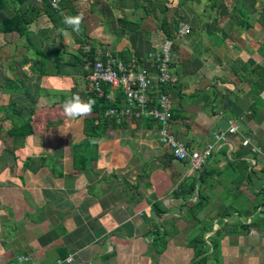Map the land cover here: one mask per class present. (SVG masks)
Instances as JSON below:
<instances>
[{"label":"crops","instance_id":"1","mask_svg":"<svg viewBox=\"0 0 264 264\" xmlns=\"http://www.w3.org/2000/svg\"><path fill=\"white\" fill-rule=\"evenodd\" d=\"M134 1L60 9L83 15L79 41L43 14L28 40L0 29V264L17 255L37 264H264V218L255 212L264 204V0H167L163 12ZM29 2L4 0L0 20ZM179 23L188 28L171 47L170 132L199 150L227 121L237 125L200 168L172 158L155 124L126 120L88 135L94 111L64 115L66 99H90L85 39L128 60Z\"/></svg>","mask_w":264,"mask_h":264},{"label":"built area","instance_id":"2","mask_svg":"<svg viewBox=\"0 0 264 264\" xmlns=\"http://www.w3.org/2000/svg\"><path fill=\"white\" fill-rule=\"evenodd\" d=\"M43 0H34L41 3ZM53 7V0H47ZM60 0H58L59 3ZM55 8V7H53ZM187 25L179 23L174 34L163 38L157 48L146 52L142 56H133L128 60L113 55L107 48L94 47L92 57L87 58L90 51V42L84 40L80 46L84 56L82 65L85 71L84 79L91 91L99 93L101 86L107 87L106 98L114 101L118 98L119 104L107 108L103 115L119 122L122 118L152 119L156 126V139L166 147L172 158L185 162L192 169L200 168L211 156L212 151L226 136L233 135L237 130L234 121H227L223 130L211 133V140L206 142L199 150H193L176 139L169 129V110L171 99L168 93L157 91V87L171 82L170 53L175 40L187 32ZM146 59L153 72H147L142 62ZM156 93L153 96V93ZM242 146L250 145L244 138L240 141ZM259 151V147H253ZM255 212L264 218V204L255 207ZM6 264H37L24 255H17L14 260Z\"/></svg>","mask_w":264,"mask_h":264},{"label":"trees","instance_id":"3","mask_svg":"<svg viewBox=\"0 0 264 264\" xmlns=\"http://www.w3.org/2000/svg\"><path fill=\"white\" fill-rule=\"evenodd\" d=\"M14 1L17 3H24L25 0H14ZM76 1L77 0H60L58 3V7L53 8L50 6L47 0H43L39 4L34 2V0H30L29 5L25 9H23V11L18 12L9 18L1 19L0 29L2 32L14 31L19 35L25 34V38L26 40H28V34H29L28 25L31 22H33L40 14H43L47 18V20H50L51 22L59 20L60 22L59 26L58 27L54 26V27L56 29H60V27L63 28L65 27V25L62 23V17H60V15L58 14V11L62 8H66V10L72 14L74 11L73 6ZM125 1H126L125 3H131V5H135L134 0H125ZM143 1H147V4L150 5V8L157 7V9L160 12H163L165 10L163 3L166 2L167 0H143ZM143 1L142 2L140 1L139 5H143ZM179 1L183 2L184 0H179ZM3 5H4V0H0V7H2ZM148 11L149 9L145 10V8H142V14H146V12ZM83 31L84 29L81 26V31L79 33H74L75 34L74 39L76 41L81 40V38L84 35ZM94 47H95V43H92V44L90 43V51H89V55L87 56V58L92 57V52H93ZM153 49L154 48H152V50ZM36 53L39 55L41 62H43L44 58H48L47 56H45L46 54L43 55L44 53H41L39 49H36ZM124 57L126 56L123 55V59ZM73 59L75 61V58ZM56 65H57L56 60H54L53 66H56ZM54 69L56 70V67H54ZM82 71H83L82 74L84 76L85 71L83 70V68H82ZM170 85H171V82L167 84L159 85L156 90L159 92H166L170 96ZM257 85H259L258 78L253 80L251 84V89L256 93L260 92L263 87V85H261L260 87H258ZM106 94H107L106 86H101V90L99 91V93H95L90 90L89 98L95 101L94 108H93L95 115L85 120L84 129L88 133V135H92L95 132L102 134V132L107 127H115V128L122 127L125 124L126 120H134L136 123L143 122L145 126L147 127L151 126V124H155L154 120L148 119V118L146 119H131V118L123 119L122 118L119 122H115L114 119L104 116L103 112L107 108L113 107L119 104L118 98H115L114 101H109L106 98ZM155 94L156 93L154 92L153 96H155ZM170 117H171V113L169 112V120H170ZM94 120H96V122H94ZM18 129H20L22 134H26L31 131V129L28 128L27 123L25 122L21 123ZM8 132L12 133V131H8ZM88 144H89V140L86 139L83 145L87 146Z\"/></svg>","mask_w":264,"mask_h":264},{"label":"clouds","instance_id":"4","mask_svg":"<svg viewBox=\"0 0 264 264\" xmlns=\"http://www.w3.org/2000/svg\"><path fill=\"white\" fill-rule=\"evenodd\" d=\"M53 7H58V0H53ZM83 22V15H63L62 23L71 29L74 33L81 31ZM95 101L89 99L87 101L81 99L79 95H73L65 100L62 104V110L64 115L70 120H81L91 115L94 108Z\"/></svg>","mask_w":264,"mask_h":264},{"label":"rangeland","instance_id":"5","mask_svg":"<svg viewBox=\"0 0 264 264\" xmlns=\"http://www.w3.org/2000/svg\"><path fill=\"white\" fill-rule=\"evenodd\" d=\"M86 2H87V0H77V4H78V8L80 7V6H85V8H84V10H83V8H80V11H83L84 12V14H86L87 12L88 13H90V12H92V7L94 6V5H85L86 4ZM81 3V4H80ZM99 6V5H98ZM88 10V11H87ZM78 11V10H77ZM150 20H152L153 22L155 21V20H153L152 18H150ZM156 24H157V21H156ZM158 25V24H157ZM156 25V26H157ZM122 28L123 29H126V27H123L122 26ZM134 28V27H133ZM132 27H130L129 28V31H131L132 29H133ZM156 36V37H155ZM154 36V39H158L159 38V42H156V44L157 45H159L160 43H161V41L162 40H160L161 39V35H155ZM163 38V37H162ZM85 40H87V41H89V39H85ZM91 44H92V42L91 41H89ZM82 45V44H81ZM157 45L155 46V47H157ZM264 45V44H263ZM262 45V48L264 47ZM97 46H101V45H99L98 43H95V47H97ZM143 47V46H142ZM108 49V48H107ZM171 55V54H170Z\"/></svg>","mask_w":264,"mask_h":264}]
</instances>
